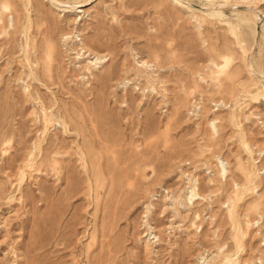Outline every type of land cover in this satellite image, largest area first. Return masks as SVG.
<instances>
[{"label": "rangeland", "instance_id": "rangeland-1", "mask_svg": "<svg viewBox=\"0 0 264 264\" xmlns=\"http://www.w3.org/2000/svg\"><path fill=\"white\" fill-rule=\"evenodd\" d=\"M177 1L0 0V264H264V0Z\"/></svg>", "mask_w": 264, "mask_h": 264}, {"label": "bare ground", "instance_id": "bare-ground-1", "mask_svg": "<svg viewBox=\"0 0 264 264\" xmlns=\"http://www.w3.org/2000/svg\"><path fill=\"white\" fill-rule=\"evenodd\" d=\"M173 3H175L181 10H183V11H190V8L188 7V6H185V4H183L182 2H179V1H177V0H171ZM224 5V4H223ZM220 6V5H219ZM69 12H72V10H69ZM257 15V14H256ZM88 67V66H87ZM86 67V68H87ZM125 67V66H124ZM150 66H147V64H145V63H141L139 66H138V68L139 69H137L136 70V73H141L142 71H140V69H144V70H147V68H149ZM90 68V67H89ZM87 70H89V69H87ZM137 79V78H136ZM148 81V80H147ZM149 83V82H148ZM154 86V85H153ZM22 90H26V86H23V89ZM257 101H256V103L255 104H257V103H264V98L263 99H261V100H259L258 101V99H256ZM255 101V100H254ZM215 132V131H214ZM245 144V146H246V149H247V152H248V154L251 152L250 151V148H249V146L248 145H246V143H244ZM58 148V147H57ZM55 153V152H54ZM56 153H58V152H56ZM31 154H32V150H30L28 153H27V155H28V157L29 158H31L30 156H31ZM49 159V158H48ZM220 172H223V169L221 168V169H219L218 168V166H216V168H214V172L213 173H220ZM215 175V174H214ZM222 177V176H221ZM238 264H246V263H242V262H239Z\"/></svg>", "mask_w": 264, "mask_h": 264}]
</instances>
